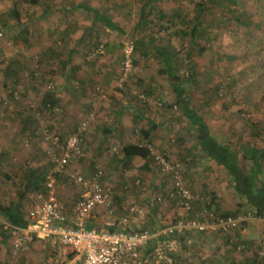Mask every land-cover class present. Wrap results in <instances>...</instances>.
<instances>
[{
  "label": "crops",
  "instance_id": "1",
  "mask_svg": "<svg viewBox=\"0 0 264 264\" xmlns=\"http://www.w3.org/2000/svg\"><path fill=\"white\" fill-rule=\"evenodd\" d=\"M18 1L13 0L9 7L13 23L8 29L16 36L14 48L6 51L10 56L0 69V179L9 175L7 170H16L13 176L25 179L24 186L28 185L34 173L39 172L38 166L43 164L41 157L46 154L41 129L48 128L64 136L72 132L80 120L92 115L83 138L85 154L72 159L68 169L87 176L99 168L104 169L105 181L114 193L118 220L128 216V208L134 200L145 207V223L136 224L129 216L128 229L163 228L175 214L172 204L164 207L156 202L158 196L165 197L169 183L150 152L144 158L124 153L123 147L139 146V143L143 146L149 142L179 162L189 188L212 196L214 206L221 212L232 213L248 207L238 196L226 170L201 151L196 126L185 116L176 91L172 87L165 95L160 89L163 78L168 76L160 72L164 63L159 49L169 48V45L160 38L155 39L152 34L156 31L152 29L156 28L160 15H166L162 11L158 15V10L153 9L162 0H144L145 5L137 0H29L26 11L17 7ZM206 18L199 25L193 18L191 27H199L198 31L206 33L211 29L213 16L206 15ZM128 33L133 37L139 35L136 37L137 59L143 64L142 73L127 89H116L121 54L118 37ZM100 43L102 53L86 61V54ZM4 44L0 40L2 49L6 47ZM171 53L176 59L173 51ZM199 55L205 58L204 64L213 58L207 47ZM197 58L193 57L190 64L196 69V75H200L204 66L198 68L202 62L198 63ZM37 66L42 68V76L38 78L33 77L37 73L32 69ZM25 69L29 73L24 72ZM175 80H179L176 72ZM48 83H52L51 90L46 88ZM96 86L106 88V99H98ZM17 87L21 88L20 94L16 93ZM194 94L197 92H182L213 134L210 123L201 114L203 107L194 102L198 97ZM47 96L49 102L43 106ZM3 98L12 100L13 109H6L8 107L1 102ZM46 110L53 120L56 118V130L43 123L41 114ZM24 134L31 137L29 144L24 141ZM188 134L193 136L189 138ZM113 146L119 148L118 152L112 151ZM66 184L58 185L57 194L65 203L68 222L74 226L73 203L78 188L73 184L70 188L63 187ZM22 210L27 209L22 206ZM105 216L104 208L97 207L86 219V226H105ZM0 221L8 222L1 213ZM7 235L0 231V264H81L79 255L60 253L50 241L43 239H36L27 253L13 259ZM234 236L247 242L257 241L264 236V219H248ZM228 247L227 240L216 233L192 232L178 243L173 256L177 264H235ZM146 248L141 250V256L146 254Z\"/></svg>",
  "mask_w": 264,
  "mask_h": 264
},
{
  "label": "built area",
  "instance_id": "2",
  "mask_svg": "<svg viewBox=\"0 0 264 264\" xmlns=\"http://www.w3.org/2000/svg\"><path fill=\"white\" fill-rule=\"evenodd\" d=\"M4 36L1 30L0 38ZM6 44H9L8 40ZM102 51L103 45L100 43L87 54V59L94 58ZM133 53L134 42L127 39L121 49V72L117 80L119 87L136 72ZM52 87V83L46 85L48 90ZM95 93L98 99H106L103 87L96 86ZM6 103L3 101V104ZM91 118L92 115L80 120L72 132L64 136L48 128L41 129L51 167L45 175L42 189L36 192L25 212L26 224H4L8 231L7 242L11 258H19L29 251L36 239H43L50 241L60 253L79 255L81 264H130L131 261L137 264H177L173 251L189 233L219 232L220 235L227 236L239 229L242 223L255 217V211L252 209H246L236 215H220L211 206L209 195L194 192L189 188L179 162L155 149L151 143L145 142L144 146L169 183L165 197L158 196L156 202L164 207L172 204L175 214L171 222L163 228L128 229L129 216L136 224L145 223V207L134 200L128 208V216H122L118 220L115 218L114 193L105 181L107 174L104 169L99 168L88 176L68 169L72 159L81 158L85 154L83 138ZM30 139L28 137L27 141ZM139 146L142 144L139 143ZM118 150L117 146L112 147L113 152ZM59 182H67L78 188V196L73 203L74 226L68 222L65 203L58 197ZM97 207L105 210V226L87 227L86 219ZM151 239L155 240L152 250L141 256V250ZM232 240L230 238V241ZM243 247V244H239L237 249ZM253 248L259 258H264V236L255 241Z\"/></svg>",
  "mask_w": 264,
  "mask_h": 264
},
{
  "label": "rangeland",
  "instance_id": "3",
  "mask_svg": "<svg viewBox=\"0 0 264 264\" xmlns=\"http://www.w3.org/2000/svg\"><path fill=\"white\" fill-rule=\"evenodd\" d=\"M137 1L145 5L144 0ZM236 1L237 4L234 7L241 14L240 20L244 24H238L235 20L228 25L225 23L223 25L217 24L216 20L219 19L220 15L225 11L229 12L226 8L227 3L224 0L214 2L210 0H162L159 4L153 2V5H157L153 9L158 10V15L161 11L166 15L157 22L159 26L155 25L156 28L152 29V31H156L152 35L155 39L160 38L163 43L169 45L168 47L172 49L177 62L175 71L179 77V80L175 81L181 82L184 91L197 92L194 95L198 97L194 102L203 107L201 114L210 123L213 134L232 147L264 148V0ZM201 2L204 5V11L199 20H196V25H199L200 21H205L207 19L206 15L208 17L209 15L213 16V21L211 22V29L206 31V34L203 32L204 35L201 37L197 36L196 44H192V36L187 29H191V25L194 24L192 19L197 9L196 5ZM12 3L13 0H0V31H7L8 37L11 39L9 44H4L5 48L2 49L0 46V69L3 68L5 61L10 56L6 53L14 48V38L16 36L12 34L11 29H8L13 23L9 9V7H12ZM27 6H30L29 0H19L17 2L18 8L23 7L22 11H26ZM144 8L145 10L147 9L146 7ZM177 12L179 13L175 16L174 14ZM169 17H172V21L167 22ZM184 20L185 22L187 20V28H184L186 34L177 32V30L182 28L181 22ZM158 29L159 31H157ZM137 36L139 35L133 37L128 33L121 34L118 37L120 51L127 39H131L134 42L133 61L136 66V72L124 82L122 87L116 84L114 86L116 89H123V87L127 89L131 83L139 79L142 73L143 64H140L137 59ZM102 40L103 44L107 43L104 38ZM204 45L212 51L213 55L212 60L208 64H204L205 58L203 55L201 57L199 55L201 53L199 49ZM189 55L190 58L188 59ZM195 56L198 57V63L202 62V64L198 65V68L204 66L199 71L200 75L197 74L198 76L196 75V69L189 66ZM119 57L120 64L116 82L121 72V54ZM92 59L87 60L86 57V61H91ZM32 69H34V73H37L33 77L42 76V68L40 66L32 67ZM24 72L29 73V70L25 69ZM167 78L165 76L160 84V89L165 95L173 90V86ZM103 88L106 90L105 87ZM15 90L17 94H20V87L15 88ZM205 94H207V97H205ZM3 101L7 102L3 104L8 107L6 109H13L11 99L3 98L1 102L3 103ZM45 112V114H41L43 123L47 124L46 127H53L56 130L54 125L57 123L56 118L54 117L53 120V117H50V113L47 110ZM1 115L0 113V118H2ZM189 132H191L190 129ZM188 135L189 138L193 136L192 134ZM28 137L30 136L24 134V141L27 143L31 141V139L27 141ZM45 156L42 155L43 164L38 166L40 168L38 174L42 177L50 169V163L47 162ZM7 171H10L9 175L0 179V188L2 189L0 190V202L3 204L15 202L19 199L18 191L26 192L21 200V205L27 209L39 189H27L23 182L25 179L16 175L13 176L16 170ZM262 178H264V174ZM61 184L63 183L59 182V185ZM69 186H71L69 183L63 185L65 188H70ZM3 225L4 223L0 221V231L1 233L2 231L6 233L7 230ZM1 236L3 237L4 234H1ZM233 248L229 245L227 251L229 250L230 257L234 259L233 262L235 264H243V261L246 262L244 264L261 263L254 257L253 250L238 251L236 249L233 250ZM218 260L221 262L220 258Z\"/></svg>",
  "mask_w": 264,
  "mask_h": 264
},
{
  "label": "trees",
  "instance_id": "4",
  "mask_svg": "<svg viewBox=\"0 0 264 264\" xmlns=\"http://www.w3.org/2000/svg\"><path fill=\"white\" fill-rule=\"evenodd\" d=\"M151 1H159V0H148V2ZM212 2L214 1H223V0H210ZM227 3V11L223 12L219 19L216 20L219 25L230 24V22H235L238 24H244L240 20L241 14L236 11L235 7L237 4L236 0H224ZM197 9L194 14V20H199L200 16L202 15L204 11V5L203 3H199L196 5ZM243 15V14H242ZM161 18L164 17V15H160ZM161 18L158 20L160 21ZM185 19V18H184ZM144 21V20H143ZM142 21V22H143ZM172 21V17H169L167 19V22ZM187 20L181 22L182 28L177 30V32H181L182 34H186V30L184 28H187ZM247 23V22H246ZM2 28V27H1ZM199 27L192 26L191 29H187L190 31V34L192 36V42L194 41V44L197 42V36H202L203 31H198ZM4 32V38H0V40H3L4 43L8 40V34L6 31ZM205 33V32H204ZM206 34V33H205ZM206 49V46H201L200 51L203 52ZM172 49L169 48H160L159 53L162 57L164 68L160 69L161 73L167 74L169 82L173 86V89L176 91L178 100L181 103V106L183 107V111L187 119L191 121L192 124L196 126V132H197V139L201 148V151L203 154L209 158H211L216 164L221 165L226 172L229 174L230 179L233 183V186L235 190L238 193V196L243 199L245 205L248 207L236 212H221L214 206V199L211 197V206L220 214V215H236L246 209H252L255 211V217L264 219V148H258V147H232L229 144L225 142H219L214 135L211 133L210 129L208 128L207 124L202 120V118L195 112V110L192 108L190 101L182 96L183 88L181 85V82L175 81V69L177 66L176 59L172 56ZM87 57V55H86ZM190 58V55L187 57ZM187 59V60H188ZM134 62V61H133ZM188 62V61H187ZM190 67L191 64H189ZM192 76V74H191ZM176 79H178L176 77ZM51 90V89H49ZM13 95V93H11ZM13 97V96H12ZM46 97V96H45ZM44 102L43 106H47L46 104L49 102V96ZM50 107V106H49ZM48 107V108H49ZM124 153H131L138 155L139 157H146L149 154V150L143 145H129L126 147H123ZM33 178L30 179L28 185H26L27 189H34L37 190L41 187H43L45 175L43 177L38 174L37 172L34 173L32 176ZM26 192H18L19 199L15 202H10L8 204H0V213L3 214L6 218V220L14 225L18 226H24L26 224L25 221V212L22 210L21 200L24 197ZM206 195V194H205ZM246 222V221H245ZM244 222V223H245ZM243 224V223H242ZM241 224V225H242ZM238 229H235L231 234H228L227 236L220 235L219 232H206L208 233H216L220 237L227 240V243L232 246L233 250H238L237 247L239 244H243L244 247L242 249H239L238 251H250L253 250L254 257L258 259L260 264H264V258H259L257 251L253 248V245L255 241L247 242L245 240H239L234 236V233ZM8 233V231H6ZM205 234V233H202ZM230 238L233 240L230 241ZM236 238V239H235ZM182 240V239H181ZM155 240L151 239L146 246V254H148L154 245ZM254 258V259H255Z\"/></svg>",
  "mask_w": 264,
  "mask_h": 264
}]
</instances>
